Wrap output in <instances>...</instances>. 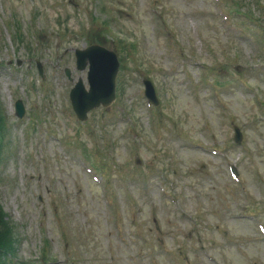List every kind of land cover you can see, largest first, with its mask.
<instances>
[{
	"label": "rangeland",
	"instance_id": "374dc122",
	"mask_svg": "<svg viewBox=\"0 0 264 264\" xmlns=\"http://www.w3.org/2000/svg\"><path fill=\"white\" fill-rule=\"evenodd\" d=\"M99 1L97 7L95 0H0V106L8 126L0 167V229L3 221L10 225L0 230V238L15 230L17 256L25 264H38L44 252L59 259L51 264H209L201 256L202 244L221 264H248L253 256H261L255 259L264 264V244L257 241L255 225L236 218V201L245 203L248 194L230 182L219 158L191 147H229L249 183V205L261 214V201L253 193L255 169L264 171V123L251 95L230 84L234 73L241 72L264 99V75L254 63L264 51L260 30L253 35L240 27L238 33L231 31L229 24L256 25L235 12L224 22L218 5L225 4L214 0ZM237 1L264 28L256 0ZM153 6L163 14L167 30L150 12ZM17 27L23 41L15 38ZM57 35L62 40L55 47ZM95 42L121 49L123 90L111 107L92 111L79 127L67 100L73 83L63 70L70 67L75 80L84 77L74 66L72 49ZM119 44L135 47L131 58ZM194 61L206 66V75ZM37 62L46 79H39ZM144 75L158 90L160 124L147 116L140 83ZM207 75L224 77L225 86L220 87L228 112L214 105L213 87L203 80ZM18 97L30 112L23 123L15 113ZM37 117L42 118L41 135L36 133ZM231 117L244 133L242 146L235 145ZM175 131L184 135L181 141L174 138ZM61 145H68L72 155ZM95 145L100 148L98 159L111 170V185L105 190L72 157L84 153L92 165L96 159L88 155ZM138 155L142 167L134 163ZM160 174L174 190L179 208L159 197ZM177 212L192 214L196 223L174 219ZM136 232L147 239L145 251L140 252Z\"/></svg>",
	"mask_w": 264,
	"mask_h": 264
},
{
	"label": "trees",
	"instance_id": "16d2710c",
	"mask_svg": "<svg viewBox=\"0 0 264 264\" xmlns=\"http://www.w3.org/2000/svg\"><path fill=\"white\" fill-rule=\"evenodd\" d=\"M1 231H3L2 229H0ZM10 237V233H6L3 237L0 238V242L1 243H7V239ZM0 243V245H1Z\"/></svg>",
	"mask_w": 264,
	"mask_h": 264
},
{
	"label": "bare ground",
	"instance_id": "6f19581e",
	"mask_svg": "<svg viewBox=\"0 0 264 264\" xmlns=\"http://www.w3.org/2000/svg\"><path fill=\"white\" fill-rule=\"evenodd\" d=\"M6 82H8L7 80H5Z\"/></svg>",
	"mask_w": 264,
	"mask_h": 264
}]
</instances>
